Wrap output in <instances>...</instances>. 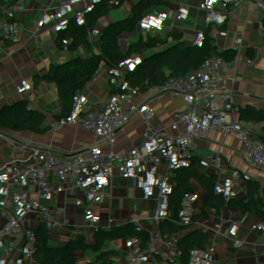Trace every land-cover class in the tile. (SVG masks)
Wrapping results in <instances>:
<instances>
[{
  "label": "trees",
  "instance_id": "obj_1",
  "mask_svg": "<svg viewBox=\"0 0 264 264\" xmlns=\"http://www.w3.org/2000/svg\"><path fill=\"white\" fill-rule=\"evenodd\" d=\"M123 0H57L45 17L33 24L11 27L0 25V67L5 62L4 46L21 47L14 58L21 62H36L46 77L55 82L65 94L76 97L83 93L85 118L79 136L87 131L94 120L113 106L110 90L118 84L133 106V116L116 120L103 127L84 151L65 157L56 175L58 183H52L46 173L45 158L32 153L19 170L31 169L30 182L44 176L50 185L37 187L18 196H10L0 211L12 213L20 232L16 252L25 249L32 240L33 228L40 224L62 198L102 188L94 202L87 205L90 216L105 223L123 215L131 208H141L156 201L165 189L179 188L191 192L194 182L179 183L169 162L164 163L161 178L145 175L141 165L134 163L109 166L101 164L98 153L108 139H124L129 136L132 121L144 111L154 109L158 113H170L171 91L183 89L196 82L203 73V64L215 61L228 37L226 30H218L209 47L199 30L196 16L181 7L169 11L166 0H141L144 8L164 7L168 29H155L119 13ZM235 0H213L200 8L198 17L209 21L216 14H226ZM59 22L62 35L55 41L47 35ZM264 53V45L258 41L247 60L238 62L229 85L216 99L213 111L218 123L224 118V108L235 101L245 77L254 71L258 58ZM192 57L199 60L197 69L189 78L178 77L182 65ZM110 142V143H111ZM69 144L66 133L58 135L46 148V157L55 155ZM94 166L82 181L78 172L82 167ZM199 249L206 256L224 252L236 253L247 249L249 264H264V237L236 233L228 240L205 237L199 241ZM5 245L0 243V264L9 260Z\"/></svg>",
  "mask_w": 264,
  "mask_h": 264
},
{
  "label": "crops",
  "instance_id": "obj_2",
  "mask_svg": "<svg viewBox=\"0 0 264 264\" xmlns=\"http://www.w3.org/2000/svg\"><path fill=\"white\" fill-rule=\"evenodd\" d=\"M138 1L142 11L147 12L149 15L148 26L155 29H168L164 7L153 6L147 9L142 6L141 0ZM166 1L169 11H173L178 7L183 9L180 2L194 4V11L197 16L192 15L196 16V21L201 18L198 17V13L200 8L204 6L198 7L195 4L198 0ZM51 8H40L37 11L25 13L23 24H33L36 20L48 15ZM122 10L127 12L128 9L123 7ZM122 10H119L120 14ZM231 12L230 8L226 14H216L211 20L199 24L198 27L206 49L218 30H226L228 37L219 52L217 60L207 61L203 64V73L196 82L183 89L169 92L172 98L171 112L158 113L156 111L157 114L153 115L148 121L141 120L136 124L132 122L133 126L128 137L109 143L119 144L126 140L135 141L140 137L148 139L149 147L145 152L128 151L120 162L123 164H139L141 165V171L148 176L152 175L157 164L169 162L179 183L184 181L193 182L194 169H202L203 174L199 189L210 191V195L205 199L197 200L194 205V214L187 211V208L192 206L191 203L184 207V210L178 216V227L173 233L176 240L182 239L184 233L182 225L186 223L191 224L193 238L197 241L207 236L216 240H228L236 233L245 236L257 234L264 237V200L259 197L260 187L264 181V136L239 129L237 122L234 121L232 128L228 130L227 141L215 139L213 137L214 131L219 128L221 123H218L213 114L204 118L198 135L188 138V149L182 159L174 156L165 158L163 145L157 139V128L160 125L163 126L169 121H177L179 124L187 123V111L199 97L209 96L216 100L221 93L211 83L216 67L224 56L236 48L238 41H243L241 31L236 32L230 29L229 18ZM219 17H223V19L218 24L215 19ZM62 33V24L59 22L51 29L47 37L55 41ZM258 41L264 45V28ZM256 43H254V49ZM15 47L17 45L14 44L4 46L5 62L0 67V95L15 97L9 109L0 107V147L3 143H12L16 139V123L20 114L27 121L34 123L45 120L52 110V100L62 92L56 87L54 81L46 77L44 71L34 72L29 67L30 62L16 60L14 57L17 53H13ZM198 65L199 60L192 57L182 65L178 77L189 78ZM254 71L264 73V53L258 58ZM210 83L211 88L208 87ZM114 87L117 88V92H114ZM114 87L109 93L114 103L112 108L96 118L98 123L89 125L82 136L80 135L77 139H69L68 146L58 152V156L62 161L70 154L87 149L92 136L103 127L111 126L119 118L133 116V106L132 104L127 105L129 101L126 94L118 84ZM82 122L73 121L79 126H82ZM83 136L84 139L81 138ZM180 161L186 163V168H175ZM106 165L113 166L116 164ZM19 167H16L9 158L0 160V208L7 204L9 197L12 195H22L37 187L46 188L50 185V182L44 176L39 177L34 183L30 181L24 183L20 177ZM94 168V166L82 167L78 175L79 178L85 181L89 173L94 171ZM58 170L56 171L57 174ZM12 174H15V176H12ZM55 179L56 182L52 179L51 182L58 183L57 178ZM65 202L66 198L64 197L55 206L56 210L46 214L40 223L46 225L52 238H58L65 234L67 228L72 224L67 216ZM113 226L114 219L105 223L99 222L98 226L91 230H82L80 233L83 237L88 234L106 233L115 244V249L111 253L112 258L120 261L121 264H131L127 259L130 254V247L134 242H142L145 236L139 229L132 232H116ZM19 242L20 232L15 215L0 211V243L5 245V256L9 258L6 264H50L39 257L20 256V251L16 252L14 249ZM246 254L247 249H241L236 253L224 252L207 257L210 264H249ZM103 260L104 254L101 247L95 245L85 256L83 262L79 264H102ZM167 264L181 263L172 261Z\"/></svg>",
  "mask_w": 264,
  "mask_h": 264
},
{
  "label": "built area",
  "instance_id": "obj_3",
  "mask_svg": "<svg viewBox=\"0 0 264 264\" xmlns=\"http://www.w3.org/2000/svg\"><path fill=\"white\" fill-rule=\"evenodd\" d=\"M212 1L198 0L195 4L201 7ZM56 2L57 0H0V25L8 23L11 27H20L22 32L25 13L53 7ZM180 3L187 13L197 16L194 4ZM123 7L128 9L127 12L122 10ZM120 10L122 16L143 24H148L150 21L149 15L142 11L138 0H123ZM231 10L230 29L241 31L243 41H238L236 48L224 56L216 67L211 83L219 91L224 90L231 82L237 63L247 60L252 53L254 43L259 40L264 28V0H242L231 5ZM197 23L203 24L204 20L199 18ZM19 52H21L20 46L13 49V53ZM29 67L34 72H43L36 62H32ZM211 83L208 86L210 88ZM82 97L83 93L71 97L63 91L60 92L51 102L53 106L48 117L36 123L27 121L20 114L16 123L17 137L12 143L5 142L1 145L0 160L9 158L18 167L26 163L33 153L37 158H45L46 173L56 182V171L60 168L62 160L58 153L53 159H48L46 148L62 133H66L68 139L79 137L81 126L73 121H83L85 118ZM14 100L15 97L0 95V107L9 109ZM216 106L217 102L214 98L201 96L189 107L187 123L169 121L157 128V139L163 145L165 158L174 156L182 159L188 149V138L200 133L204 118L213 115ZM223 111V121L213 134L215 139L227 141L228 130L232 128L234 121L237 122L239 129L264 136V73L254 71L245 77L237 98ZM155 114L157 112L154 109H149L136 116L132 122L136 124L141 120L148 121ZM96 123H98L97 119L92 125ZM148 147L149 141L144 137L135 141L112 143L100 150L98 160L104 164H118L128 151L143 153ZM175 168L184 169L186 163L180 161ZM163 172L164 164L159 163L155 166L152 175L161 178ZM19 173L21 180L27 183L31 169H23ZM193 174L194 187L191 192L186 193L179 188L165 189L156 201L141 208H131L114 219L113 228L116 232H132L139 229L145 236L142 242H134L131 245L127 258L131 264H167L172 261L181 264H210L208 257L199 249V241L193 238L190 223L182 225L184 233L181 240H176L173 236L178 227V216L184 207L191 203L192 206L187 208V211L194 214L197 200L205 199L210 195V191L199 189L202 169H194ZM101 192L102 188L97 187L72 198H66L67 216L72 221L66 233L58 238H52L46 225L38 224L33 228L30 244L21 250L19 255L39 257L50 264H79L83 262L90 249L98 245L104 254L102 264H121L111 256L115 244L106 233L88 234L86 237L80 233L82 230H91L99 225V220L91 217L86 207L94 202ZM259 197L264 200V181L260 187ZM55 210L54 207L49 213Z\"/></svg>",
  "mask_w": 264,
  "mask_h": 264
},
{
  "label": "rangeland",
  "instance_id": "obj_4",
  "mask_svg": "<svg viewBox=\"0 0 264 264\" xmlns=\"http://www.w3.org/2000/svg\"><path fill=\"white\" fill-rule=\"evenodd\" d=\"M214 17H215V15H214ZM222 19H223V17L216 18V19H215V22L219 24V23L221 22V20H222ZM209 23H210V22H209ZM60 36H61V35H60ZM113 90H114V92H117V88H115V87H114V89H113ZM111 91H112V90H111ZM130 104H131V103H130V102H128V104H127V105H130ZM127 105H125V106H127ZM81 138H83V139H84V136H83V137H81ZM81 138H80V139H81ZM85 141H86V139H85ZM110 142H111V140H110V139L106 140V141L104 142V146L108 145Z\"/></svg>",
  "mask_w": 264,
  "mask_h": 264
},
{
  "label": "water",
  "instance_id": "obj_5",
  "mask_svg": "<svg viewBox=\"0 0 264 264\" xmlns=\"http://www.w3.org/2000/svg\"><path fill=\"white\" fill-rule=\"evenodd\" d=\"M242 0H235V1H232L231 2V5H235V4H237V3H239V2H241Z\"/></svg>",
  "mask_w": 264,
  "mask_h": 264
}]
</instances>
